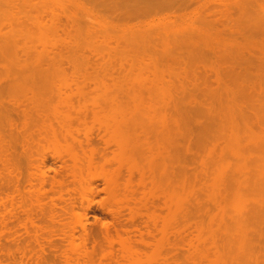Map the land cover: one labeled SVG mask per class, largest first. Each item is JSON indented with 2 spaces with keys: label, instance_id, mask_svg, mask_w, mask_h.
Segmentation results:
<instances>
[{
  "label": "rangeland",
  "instance_id": "rangeland-1",
  "mask_svg": "<svg viewBox=\"0 0 264 264\" xmlns=\"http://www.w3.org/2000/svg\"><path fill=\"white\" fill-rule=\"evenodd\" d=\"M80 1L0 0V264H264V224L238 259L220 225L256 194L237 169L264 140V0Z\"/></svg>",
  "mask_w": 264,
  "mask_h": 264
},
{
  "label": "bare ground",
  "instance_id": "bare-ground-1",
  "mask_svg": "<svg viewBox=\"0 0 264 264\" xmlns=\"http://www.w3.org/2000/svg\"><path fill=\"white\" fill-rule=\"evenodd\" d=\"M80 1V0H79ZM93 1H95V0H93ZM106 1H110V0H106ZM131 1V0H130ZM140 1V2H139ZM139 1H137V0H132V2L133 3H137V2H139V3H141V0H139ZM144 1V0H143ZM142 1V2H143ZM147 2L145 3V6H149V9H147L149 12L152 10L153 11V9L151 8V7H153L154 6V12H155V10L159 7L160 9L162 8V7H160L161 6V4L162 5H164V4H168V6H171V3H175L177 0H146ZM152 1H155V2H153L152 3ZM179 2H180V4H182L183 5V7H185L186 5V3H187V5H188V2H190L191 0H178ZM199 1V0H198ZM229 1V0H228ZM80 2H83V1H80ZM112 2V1H111ZM125 2H129V1H125ZM131 2V3H132ZM179 2H177V5H179ZM194 2V1H193ZM196 2V1H195ZM206 2H207V0H206ZM257 2H258V0H257ZM86 3V2H85ZM216 3H218V2H216ZM220 3V2H219ZM222 3V2H221ZM230 3V2H229ZM3 4V3H2ZM101 4V3H100ZM107 4V3H106ZM105 4V5H106ZM122 4V3H121ZM127 4V3H126ZM129 4V3H128ZM149 4H152V5H149ZM156 4V5H155ZM170 4V5H169ZM199 4V3H198ZM212 4L213 5H215V8L217 9L218 8V5H216V4H214L213 2H212ZM257 4V3H256ZM263 4V3H262ZM82 5V4H81ZM86 5V4H85ZM85 5H83V6H85ZM88 5V4H87ZM103 5H104V3H103ZM142 5V4H141ZM192 5V4H191ZM193 5H195V3L193 4ZM192 5V6H193ZM202 5V4H201ZM209 5V4H208ZM258 5V4H257ZM82 6V7H83ZM110 6V5H109ZM114 6H116V5H114ZM120 5H118V7H119ZM133 6V5H132ZM144 6V7H145ZM156 6H158V7H156ZM168 6H166V7H168ZM181 6V5H180ZM180 6H177V7H174V6H171L172 8L174 7V8H183L182 6L180 7ZM198 6V5H197ZM227 6V5H226ZM255 6V5H254ZM92 7V6H91ZM125 7H126V5H125ZM143 7V6H142ZM195 7V6H194ZM206 7V6H205ZM219 7H221V6H219ZM89 8V7H88ZM88 8H86V9H88ZM101 8V7H100ZM99 8V9H100ZM104 8V7H103ZM116 8V7H115ZM128 8H130V9H128ZM128 8H126L129 12H127V10H126V12L127 13H130V10H132L131 9V7L130 6H128ZM134 8V7H133ZM137 8V7H136ZM214 8V7H213ZM212 8V9H213ZM259 8V7H258ZM262 8V7H261ZM82 9V8H81ZM84 9V8H83ZM94 9V8H93ZM117 9V8H116ZM151 9V10H150ZM159 9V10H160ZM215 9V10H216ZM120 10H121V8H120ZM119 10V11H120ZM134 10H135V8H134ZM138 10V9H137ZM141 10V9H140ZM144 10V9H143ZM146 10V11H147ZM172 10V9H171ZM181 10H183V9H181ZM219 10V9H218ZM223 10V9H222ZM226 10H227V8H226ZM256 10L257 9H255V12H256ZM261 10V9H260ZM95 11V10H94ZM97 12H98V10H96ZM96 11L94 12V13H96ZM157 11V10H156ZM162 11H165L164 9H162ZM184 11V10H183ZM210 11V10H209ZM258 11V10H257ZM262 11V10H261ZM52 12V11H51ZM83 13H84V10L82 11ZM86 12V11H85ZM91 12V11H90ZM111 12V11H110ZM125 12V13H126ZM132 12V11H131ZM135 12V11H134ZM168 12H174V11H168ZM177 12H179V11H177ZM181 12V11H180ZM199 12V11H198ZM212 12H214L213 10H212ZM219 12V11H218ZM221 12H223V11H221ZM262 12H264V11H262ZM53 13V12H52ZM92 13V12H91ZM123 13V12H122ZM137 13H138V11H137ZM137 13H136V15H137ZM164 13V12H163ZM209 13H211V12H209ZM227 13V12H226ZM257 13V12H256ZM261 13V12H260ZM51 14V13H50ZM86 14L88 15V12H86ZM90 14V13H89ZM113 14V13H112ZM121 14V13H120ZM142 14V13H141ZM156 14V13H155ZM169 14V13H168ZM211 14H213L212 16H214V14L215 13H211ZM218 14V13H217ZM44 15H46V14H44ZM56 15V14H55ZM92 14H90V16H91ZM109 15V14H108ZM139 15V14H138ZM251 15V14H250ZM47 16H48V14H47ZM52 16V15H51ZM57 16H59V15H57ZM119 16V15H118ZM134 16H135V14H134ZM143 16V15H142ZM175 16V15H174ZM177 16V15H176ZM209 16H211V15H209ZM222 16V15H221ZM224 16V15H223ZM226 16V15H225ZM88 17V16H87ZM229 17V16H228ZM227 17V18H228ZM264 17V16H263ZM51 18V20H52V17H50ZM49 18V19H50ZM56 18V17H55ZM111 18H114V17H111ZM116 18V17H115ZM120 18V17H119ZM132 18H133V16H132ZM144 18V17H143ZM93 19V18H92ZM94 19H96V18H94ZM108 19V18H107ZM122 19V18H121ZM127 19V18H126ZM136 19V18H135ZM138 19H141V18H138ZM225 19V18H224ZM223 19V20H224ZM58 20V19H57ZM96 20H98V19H96ZM207 20V19H206ZM213 20V19H212ZM225 20H227V19H225ZM128 21V20H127ZM136 21V20H135ZM138 21V20H137ZM215 20H213V22H214ZM72 22V21H71ZM206 22H208V21H206ZM212 22V23H213ZM216 22V21H215ZM232 22V21H231ZM210 23V22H209ZM230 23V22H229ZM99 24V23H98ZM106 24V23H105ZM111 24V23H110ZM231 24V23H230ZM55 25V24H54ZM109 25V24H108ZM205 25H207V23L205 24ZM53 26V25H52ZM208 26V25H207ZM214 26V25H213ZM227 26V25H226ZM232 26V25H231ZM240 27H241V25H239ZM251 26H255V25H251ZM249 26H247V28H248ZM53 28H55V27H52V29ZM194 28V27H193ZM226 28V27H225ZM228 28V27H227ZM230 29L231 28H233V27H229ZM191 29V28H190ZM234 29V28H233ZM232 29V30H233ZM239 29V28H238ZM242 29V28H241ZM251 29H252V27H251ZM257 29V28H256ZM248 30V29H247ZM259 31H261V30H263V28L260 30V28L258 29ZM199 28H198V30H196V29H192V30H190L189 32H186V34L184 35V34H181L180 35V39L181 40H178V41H181V43H182V46H187V44H189V45H191V44H193L192 43V40L194 41V45L193 46H197V44L200 42L201 44H202V40H200L199 42H198V38H200V36L198 37V38H196L198 35H199ZM244 31V30H243ZM249 31V30H248ZM251 32H252V30H250ZM221 32V31H220ZM233 32H235V31H233ZM236 32H237V30H236ZM242 32V31H241ZM246 32V30L243 32V34H247V33H245ZM227 33H228V30H227ZM231 33H232V31H231ZM238 33V32H237ZM255 33V32H254ZM254 33H252V34H254ZM259 32H257V34H258ZM198 34V35H197ZM229 34V33H228ZM227 34V35H228ZM260 34V33H259ZM200 35H201V32H200ZM248 35V34H247ZM182 36H184V37H187V41H185L184 40V37H182ZM6 36H4L3 38H2V41H3V39H4V41L1 43L0 42V48H3V49H0V54H1V52L2 51H4L5 50V47L7 46L8 47V43H6V39L7 38H5ZM197 40V41H196ZM204 40V39H203ZM176 41V40H175ZM214 41V40H213ZM195 42H196V44H195ZM181 43H178V46L180 47L181 46ZM216 42L214 41V44H215ZM262 43V42H261ZM75 44H76V42H75ZM184 44V45H183ZM203 44H205L204 42H203ZM202 44V45H203ZM210 44V43H209ZM263 44V43H262ZM78 45V44H77ZM175 45V44H174ZM188 45V46H189ZM10 46V45H9ZM73 46H74V44H73ZM177 45H175V47H176ZM177 46V50L179 49V47ZM210 46H211V44H210ZM214 46H216V45H214ZM264 46V45H263ZM6 47V48H7ZM75 47V46H74ZM204 47V46H203ZM206 47V46H205ZM217 47V46H216ZM216 47H212V48H216ZM181 48V47H180ZM189 48V47H188ZM187 48V49H188ZM211 48V49H212ZM180 50H182V49H179V51ZM208 50H209V48H208ZM212 51H217V50H212ZM227 51V50H226ZM238 51V50H237ZM192 52V51H191ZM209 52H211V51H209ZM235 52V51H234ZM233 52V53H234ZM213 54H214V52H212ZM226 53V52H225ZM3 54H4V52H3ZM197 54V53H196ZM204 54H206V53H204ZM215 54H218L217 52L215 53ZM223 54H224V52H223ZM241 54V53H240ZM249 55H251V53H248ZM2 55V54H1ZM199 55V54H198ZM220 55V54H219ZM224 55H227V54H224ZM197 56V55H196ZM236 56V55H235ZM239 56H242V55H239ZM239 56H236L235 58H233V61L234 62H232V60H231V58H230V60H231V63L233 64V63H236L235 61L236 60H239V59H243V58H245L244 56L242 57V58H237V57H239ZM252 56V55H251ZM4 57V56H3ZM74 58H78V57H74ZM171 58V57H170ZM173 58V57H172ZM174 58H176V57H174ZM224 58L225 57H222V59L224 60ZM229 57H227V59H228ZM247 58V57H246ZM255 58V57H254ZM258 58V57H257ZM2 59V58H1ZM222 59H219V60H222ZM235 59V60H234ZM258 59H261V58H258ZM57 60V59H56ZM60 60H62V59H60ZM176 60H180V59H175V62H177ZM184 60V59H183ZM191 60V59H190ZM189 60V61H190ZM226 60V59H225ZM59 61V60H58ZM57 61V62H58ZM213 61V60H212ZM214 61H216V60H214ZM228 61V60H227ZM256 61V60H255ZM88 62V61H87ZM171 62H172V60H171ZM174 61H173V63L174 64H176ZM180 62H182V61H180ZM190 62H193V61H190ZM217 62V61H216ZM223 62H226V61H223ZM196 63V62H195ZM219 63H221V62H219ZM251 63H252V61H251ZM251 63H250V65H251ZM183 64H185V63H183ZM229 64H230V61H229ZM179 65V64H178ZM177 65V66H178ZM253 65V64H252ZM180 66H181V64H180ZM184 66V65H183ZM182 66V68H185V67H183ZM219 66H220V64H219ZM1 67V66H0ZM210 69H212V68H210ZM8 70V69H7ZM183 71H185V70H183ZM186 72V71H185ZM184 72V73H185ZM194 72V76H195V71H193ZM192 72V73H193ZM248 72V69L246 70V75L247 74H249V73H247ZM191 73V74H192ZM182 74H183V72H182ZM214 74H215V79H217V74H216V72H214ZM258 74V73H257ZM255 75V76H258V75ZM206 75V74H205ZM250 75V74H249ZM5 76H7V74L5 75ZM13 77H15L14 75H12ZM11 76V77H12ZM185 76H187V74H185ZM207 76V75H206ZM261 76H262V74H261ZM184 77V76H183ZM191 77H193L192 75H191ZM191 77L189 78V79H191ZM197 77V76H196ZM196 77H195V79H196ZM259 77V76H258ZM257 77V78H258ZM182 78V77H181ZM186 79H188L187 77H185ZM205 78V77H204ZM261 78V77H260ZM182 79H184V78H182ZM262 81L264 82V78L262 77ZM185 80V79H184ZM204 80V79H203ZM260 80V79H259ZM4 81V80H3ZM195 81V80H194ZM197 81V80H196ZM195 81V82H196ZM1 83V82H0ZM4 83V82H3ZM206 84V83H205ZM204 84V85H205ZM2 85V83L0 84V86ZM181 85H183V84H181ZM4 86V85H3ZM181 87H183V86H181ZM206 87H208L207 85H206ZM205 88V87H204ZM1 90H2V88H0ZM5 89V88H4ZM220 88H218V90H219ZM9 90V89H8ZM181 90V89H180ZM189 90V89H188ZM200 90V89H199ZM202 90V89H201ZM205 90V89H204ZM202 91V92H204L205 93V91ZM178 91V90H177ZM182 92H184V90H181ZM190 91V90H189ZM2 92H4V91H2ZM8 92V91H7ZM7 92H5V93H7ZM206 92H208V91H206ZM209 92H211V91H209ZM1 93V92H0ZM1 94H4V93H1ZM174 94V93H173ZM183 94V93H182ZM5 95H7V94H5ZM205 95V94H204ZM224 96H225V99H226V104L223 106V107H226L227 109V111L228 112H230L234 107H236V108H239L240 106L242 107V105H243V103H235V102H237L236 101V98H233V94L230 92V91H228V92H225L224 93ZM0 97H2V95H0ZM1 99V98H0ZM3 100V99H2ZM3 101H5V100H3ZM180 101H182V99H180ZM218 101H219V103H220V105H221V102H222V98H221V96H219V98H218ZM6 102V101H5ZM20 102V101H19ZM6 103H8V101L6 102ZM14 103V102H13ZM21 103V102H20ZM184 103V102H183ZM2 103H0V105H1ZM8 104H10V103H8ZM18 104V103H17ZM178 104V103H177ZM181 102H180V107H182L181 106ZM240 104V105H239ZM4 106H5V103L3 104ZM7 105V104H6ZM183 105V104H182ZM229 105H231V106H229ZM12 106V105H11ZM21 106V105H20ZM184 106V105H183ZM8 107V106H7ZM7 107H4V108H6V109H8ZM18 107V106H17ZM16 106L15 107H13L14 109V111L15 112H17L18 113V110L16 111V109L15 108H17ZM11 108V107H10ZM6 109L4 110V111H6ZM20 109V108H19ZM243 109V108H242ZM242 109H240V111H242ZM2 110V109H1ZM210 110V109H209ZM8 111V110H7ZM24 111H26V109L24 110ZM23 111V112H24ZM207 111H208V109H207ZM10 112H12V111H10ZM17 113H15V114H17ZM26 113V112H25ZM29 113V111L27 112V114ZM4 114V113H3ZM27 114H25V115H27ZM1 115V114H0ZM20 115V114H19ZM19 115H17V116H19ZM24 115V114H23ZM29 115H27V118H31L30 116L28 117ZM6 118L7 117H9L8 119H10L11 120V118H10V116L9 115H7V116H5ZM5 117H3V118H5ZM20 117V116H19ZM21 117H23V116H21ZM26 117V116H25ZM25 117L23 118V119H25ZM5 118V120H7ZM44 120H45V118H44ZM3 121V120H2ZM9 121V120H8ZM12 121V120H11ZM29 121V120H28ZM6 122V121H5ZM21 122V121H20ZM27 122V121H26ZM6 123H8V122H6ZM23 123V122H22ZM24 123H25V120H24ZM10 125V124H9ZM9 125H7V126H9ZM12 125V124H11ZM11 125H10V127H11ZM20 126V125H19ZM24 126H25V124H24ZM28 126V125H27ZM23 127V126H22ZM8 129V128H7ZM9 130V129H8ZM19 130V129H18ZM25 131H27V128L25 127V129H24ZM23 131V130H22ZM31 132V131H30ZM20 133V132H19ZM27 133V132H26ZM25 133V134H26ZM39 133H41V132H39ZM44 133V132H43ZM43 133H41V134H43ZM40 134V135H41ZM47 135V134H46ZM46 135H45V137H46ZM23 136V135H22ZM26 136V135H25ZM235 136H237V135H235ZM264 137V136H263ZM91 139V138H90ZM90 139H88L89 141H90ZM237 139H239L238 141H236V142H239V143H242L243 142V138L242 139H240L239 137L237 138ZM87 140V139H86ZM236 140V139H235ZM234 140V141H235ZM26 142V141H25ZM105 142V141H104ZM250 142V146H252V147H250L249 146V148L247 147V151H246V148H245V150H242L243 149V147H246V144L245 145H243V143L242 144H240V147L242 148L241 150L243 151H241L242 153L240 154V157L242 158V165L240 166V165H238V172L241 174V176H243L242 177V180L241 181H239V185L237 186V189H239V190H241V192H245V193H247V194H249V193H253L254 194V192L256 193L255 194V198L254 197H252V196H249V197H252V198H248L247 199V201L245 200V199H241V200H238L237 201V203L238 204H235L234 205V209L236 210V213H234L233 215H232V218H231V215H229V217L227 216V219L225 218L224 219V216L222 217L223 218V221H221L220 220V225H224V220L227 222V220L228 219H230V221L234 224V227H235V230L233 231V232H231V233H229L231 230L230 229H228L227 228V230L226 231H228L229 230V234H231V236H232V238H230L229 239V241H232L233 239H234V241L232 242V243H234V242H236L237 244H238V246H237V244H235V246H237L236 247V249H237V251H235L234 252V254H233V256H235V253L236 252H243L244 251V249L246 250L247 248H245V246L247 247V245L249 244V239L250 238H248V237H250L249 236V233H247L248 231H247V229L249 228V231H254V229H251L250 230V224L252 225V226H255V223L257 222H259L260 224H261V226H259L260 228L262 227V224H264V163H263V165L261 164L262 163V161L260 160L261 158L260 157H263L264 156V140L262 139V140H259L258 138L256 139V138H254V140H252V141H249ZM80 145H81V143H79ZM86 144H88L87 143V141H86ZM79 145V146H80ZM248 149H249V151H251V152H249L248 151ZM252 149L254 150V152L252 151ZM29 151V150H28ZM262 152H263V154H262ZM253 153H254V157L256 158V161H255V163L253 162V166L251 167H249V165L252 163V162H250L248 159H247V157H250V156H252L253 155ZM76 160V159H75ZM80 160V159H79ZM245 160H247L246 162H244ZM81 161V160H80ZM84 161V160H83ZM82 161V162H83ZM243 162H244V164L246 163L247 165V167L243 164ZM261 162V163H260ZM264 162V161H263ZM63 163V162H62ZM249 163V164H248ZM80 164V163H79ZM73 165V164H72ZM83 165H84V163H83ZM262 165V166H261ZM64 166V165H63ZM85 166V165H84ZM72 167V166H71ZM74 167V166H73ZM72 167V168H73ZM69 168V167H68ZM76 169V168H75ZM79 169V168H78ZM50 170V169H49ZM56 171V170H55ZM66 171V170H65ZM69 171V170H68ZM79 172H80V170H79ZM65 173H68V172H65ZM76 173V172H75ZM78 173V172H77ZM57 174V173H56ZM55 175V174H54ZM75 175H77V174H75ZM244 176H246L245 178H244ZM231 184H232V181L229 179V180H227L226 182H225V188H227L228 189V191H226V192H230L229 190H230V188H231ZM226 189V190H227ZM94 190V189H93ZM89 192V191H88ZM252 193L250 194V195H252ZM94 194V193H93ZM257 195H259L257 198H256V196ZM248 196V195H247ZM250 199V200H249ZM240 201V202H239ZM245 201V202H244ZM245 203V204H242V203ZM90 203V202H89ZM88 203V204H89ZM93 203V202H92ZM239 203H241L240 205H243L242 207H244V208H239V207H241L240 205H239ZM93 205V204H92ZM249 206V207H248ZM237 207V208H236ZM240 211V213H238ZM105 212V211H104ZM103 212V213H104ZM239 215H238V214ZM221 214H223L222 212L220 213V215ZM235 214H237V215H235ZM225 215H227L226 213H225ZM234 217V218H233ZM221 217H220V219H222ZM97 220V219H96ZM230 221H228L227 223V227H229V228H231V225H229V224H231V222ZM253 221H255V223H253ZM226 222H225V225H226ZM106 224V223H105ZM254 224V225H253ZM225 225H224V227H225ZM229 225V226H228ZM83 226V225H82ZM105 226V225H104ZM221 227V226H220ZM223 227V228H224ZM233 227V226H232ZM108 228V227H107ZM263 229H262V233H263V236H264V232H263V230H264V225H263V227H262ZM225 229H226V227H225ZM225 229H224V231H225ZM237 229V230H236ZM257 229V228H256ZM233 230V229H232ZM218 231H219V229H218ZM224 231H222L223 233L222 234H224L223 236H225L226 238H228L229 236H228V234L226 233V232H224ZM236 231V232H235ZM258 231H261V230H258ZM257 231V232H258ZM256 232V231H255ZM217 233V232H216ZM221 233V232H220ZM233 233H235L236 235L235 236H233ZM253 233V232H252ZM251 233V234H252ZM222 234H221V236H218V237H221L222 238V241H220V243L222 242L223 243V241L225 242V241H227L228 242V240H226V238H225V240L223 239L224 237H222ZM210 235H212V236H216L215 235V233H213V234H210ZM259 235H260V237H261V233H259ZM230 236V237H231ZM254 236H256V235H254ZM217 236H216V238H218ZM256 238H257V236H256ZM255 239V238H254ZM260 238H259V236H258V240H259ZM211 240V239H210ZM215 240H217V239H215ZM214 240V241H215ZM220 240V239H219ZM263 240H264V237H263ZM214 241H212V243L214 242ZM226 243V242H225ZM232 243H228V245L230 246V244H232ZM250 244H252V243H250ZM245 245V246H244ZM264 245V244H263ZM223 247V244H221L220 245V250H221V248ZM243 246H244V248H243ZM253 246V245H252ZM227 248H228V250L230 249V247H228V246H226ZM262 247H264V246H262ZM261 247V248H262ZM232 248H234V245H233V247ZM260 248V249H261ZM231 250V249H230ZM253 250V249H252ZM251 250H249L248 251V253L250 252ZM257 252V251H256ZM220 254H221V252H219ZM233 253V252H232ZM241 253H238V255L240 256V254ZM246 253H247V251H246ZM247 253V254H248ZM222 254H226V251H225V253H222ZM255 254V253H254ZM257 254H259V253H257ZM262 254H264L263 252H262ZM249 255V254H248ZM251 255V254H250ZM253 255V254H252ZM255 256V255H254ZM259 256V255H258ZM229 257V256H228ZM243 257H247L246 255L244 256H242V257H240V258H243ZM253 257V256H252ZM230 258V260L232 259L233 261H235V259H238V258H236V256H235V259H233L234 257H229ZM239 258V259H240ZM247 258H249V257H247ZM254 258V257H253ZM252 258V259H253ZM239 259H238V261H235V263L234 264H236V262H239V264L241 263L242 264V262L243 261H239ZM255 259V258H254ZM256 259H257V255H256ZM255 259V260H256ZM259 259V258H258ZM233 261H231V263L233 262ZM245 261H247V259L245 258ZM248 261H250V260H248ZM260 261H261V259H260ZM257 262V261H256ZM248 263V262H247ZM250 263V262H249ZM260 263H264V261L263 262H260ZM253 264H255V263H253Z\"/></svg>",
  "mask_w": 264,
  "mask_h": 264
}]
</instances>
